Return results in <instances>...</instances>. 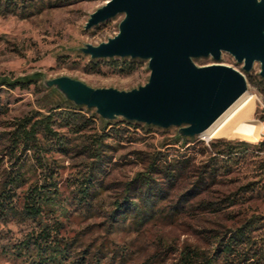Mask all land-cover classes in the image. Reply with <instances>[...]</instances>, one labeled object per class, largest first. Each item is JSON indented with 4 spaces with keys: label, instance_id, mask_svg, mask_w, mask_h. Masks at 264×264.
Segmentation results:
<instances>
[{
    "label": "rangeland",
    "instance_id": "374dc122",
    "mask_svg": "<svg viewBox=\"0 0 264 264\" xmlns=\"http://www.w3.org/2000/svg\"><path fill=\"white\" fill-rule=\"evenodd\" d=\"M106 2L14 0L9 7L2 3L0 81L40 78L36 85L24 90L0 87V194L7 178L16 174L23 179L14 189L16 201L31 185L44 184L45 178L52 177L59 193L51 208L63 224L62 235L69 243L65 251L68 260L58 257L54 264H70L78 258H84L86 264H180L186 248L211 253L215 241L227 229L264 214V151H250L246 160L229 168L218 165L217 178L208 181L207 186L200 183L213 142L258 145L264 141V79L260 64L245 74L247 93L255 97L252 119L262 131L254 143L240 138L208 141L202 135L187 138L189 141L184 143L177 141L178 128L164 130L136 123L132 126L121 118L108 122L95 110L83 108L90 121L82 132L57 129L62 140L53 143L40 136L39 152L14 149L11 139L21 119L35 111L45 113L40 104L46 96L54 101L65 99L57 89L48 88L46 81L68 77L93 89L124 92L148 83L147 61L92 60L81 52L88 44L99 46L118 35L124 15L85 29L90 16ZM123 63H134L136 68L129 70ZM214 63L212 58L195 61L198 67ZM220 64L243 72L242 65L229 54H223ZM101 121L110 124L105 134ZM118 125L129 130L113 132L111 128ZM99 135L106 137L102 150L96 152ZM179 160H185L187 168L174 171ZM90 177L91 194L97 197L88 203L80 190ZM143 178L147 182L151 179L157 192L151 201H155V216L135 221L133 217L143 207V201L149 202ZM130 184L132 190L127 189ZM233 196L237 197L236 203L230 205L229 198ZM118 202L127 203L124 209L128 213L113 215ZM152 207L150 204L147 210ZM32 227L29 222L0 214V264H32L33 253L22 257L13 253ZM35 256L36 253L33 259Z\"/></svg>",
    "mask_w": 264,
    "mask_h": 264
},
{
    "label": "water",
    "instance_id": "95a60500",
    "mask_svg": "<svg viewBox=\"0 0 264 264\" xmlns=\"http://www.w3.org/2000/svg\"><path fill=\"white\" fill-rule=\"evenodd\" d=\"M85 29L124 15L119 33L81 52L92 60L148 62L145 86L130 92L93 89L68 77L46 81L79 108L105 121L119 118L183 138L210 129L247 92L246 73L260 64L264 79V0H106ZM229 54L243 72L220 64ZM215 63L198 67L196 60Z\"/></svg>",
    "mask_w": 264,
    "mask_h": 264
},
{
    "label": "trees",
    "instance_id": "16d2710c",
    "mask_svg": "<svg viewBox=\"0 0 264 264\" xmlns=\"http://www.w3.org/2000/svg\"><path fill=\"white\" fill-rule=\"evenodd\" d=\"M2 3L4 7L14 3V0H0V10ZM129 67V70H134L136 65L134 63H123ZM39 76L35 78H23L10 81L7 79L0 81V87L9 90L28 89L32 85H36ZM55 93V91H53ZM40 109L45 113L35 111L32 116L21 119L12 135V145L16 150H32L39 152L41 150V138L59 142L62 137L57 132V129H69L73 132H82L86 129L90 119H87L86 111L82 108L76 107L71 102L61 98L58 101L52 100L48 96L42 99ZM105 127L103 133H107L109 123L101 121ZM128 125L134 126L135 123ZM124 128V129H122ZM136 128V127H135ZM113 132L118 133L124 130H129V127H121L120 125L111 128ZM105 135H99L95 140V151L99 152L104 146ZM188 142L189 139L181 136L177 137V141ZM250 151H264V141L258 145H250L246 142H225L217 141L210 145V154L208 164L201 173L200 183L208 184L217 178L218 165L220 168H229L234 164H238L241 160H246ZM40 158V157H39ZM185 160H179L174 171L185 170ZM50 170V169H49ZM173 171V172H174ZM48 172V171H46ZM172 177V176H171ZM142 179V183L147 187L145 194L149 202L143 201V207L139 210L137 215H134L135 221L146 217L154 218V202H151L153 197H157V192L151 184V179ZM23 182L21 177L14 175L8 177L6 185L0 194V214L11 216L23 222H29L32 227V232L22 241L18 246H15L14 254L22 255L32 254V264H54L58 257L68 260V254L65 252L68 249L69 243L63 237V224L55 215V211L51 208L58 198L57 184L50 179H44V184L37 182L31 185L21 198L14 199L16 194L14 189L18 188L19 184ZM93 182L92 177L84 181V185L80 192H82V199L88 203L93 202L97 196L91 194L90 185ZM86 183V184H85ZM9 185V189L8 186ZM130 186V188H129ZM144 187V186H143ZM132 190L131 184L127 187ZM235 196L229 198L230 205L236 203ZM124 201L128 200L124 198ZM153 206L149 211L147 207ZM127 203H116L113 215L121 212L128 213L124 209ZM91 205V204H89ZM126 219V218H125ZM36 253V259H33ZM180 264H264V214L252 219H247L243 222L236 223L235 226L227 229L225 234L215 241V249L208 253L200 250V248L192 247L186 248L181 255ZM70 264H86L85 259H77Z\"/></svg>",
    "mask_w": 264,
    "mask_h": 264
},
{
    "label": "bare ground",
    "instance_id": "6f19581e",
    "mask_svg": "<svg viewBox=\"0 0 264 264\" xmlns=\"http://www.w3.org/2000/svg\"><path fill=\"white\" fill-rule=\"evenodd\" d=\"M254 106L255 97L246 93L202 136L208 141L217 138H240L247 142H256L262 131L252 119Z\"/></svg>",
    "mask_w": 264,
    "mask_h": 264
}]
</instances>
